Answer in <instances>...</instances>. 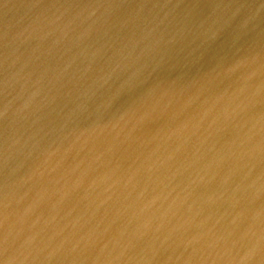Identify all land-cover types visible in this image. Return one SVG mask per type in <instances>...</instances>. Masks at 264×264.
Returning a JSON list of instances; mask_svg holds the SVG:
<instances>
[{
	"label": "water",
	"instance_id": "1",
	"mask_svg": "<svg viewBox=\"0 0 264 264\" xmlns=\"http://www.w3.org/2000/svg\"><path fill=\"white\" fill-rule=\"evenodd\" d=\"M222 42L234 83L208 69ZM125 120L129 148L83 155ZM0 174L21 178L17 204L64 192L53 212L87 236L73 264H264V0H0ZM36 244L0 250L25 263Z\"/></svg>",
	"mask_w": 264,
	"mask_h": 264
},
{
	"label": "bare ground",
	"instance_id": "2",
	"mask_svg": "<svg viewBox=\"0 0 264 264\" xmlns=\"http://www.w3.org/2000/svg\"><path fill=\"white\" fill-rule=\"evenodd\" d=\"M212 43L214 44L215 42L212 41ZM215 49L217 50V53L214 55V60L208 63V69L216 64H223V66H225L228 79L234 83L238 78L239 58L241 53L238 44L222 42L218 44ZM223 53L227 60L233 59V65H226V61L222 55ZM202 68L203 67L201 65L197 69V71ZM225 100L226 99L224 97L223 104L220 109L217 107V105H214L211 107L210 112L212 113L214 110H221L223 112H219V114L223 115ZM160 110L171 111L170 114L174 115H177L180 111L179 108L163 109V107L160 108ZM179 116L169 118L176 119ZM213 117L215 118L211 119L212 121L208 120L205 123L208 128L207 130L209 132L212 130V135L221 130V127L216 128V125L214 124V122L218 120V113H214ZM170 121L173 122L175 120ZM124 122L128 124L122 127H117L115 124H113V122L108 124L107 130H109V132L105 133L102 137H97L91 150H88V152L84 150L83 155L91 159H93L94 157H99L102 160L111 158L113 154L111 151V144H108V142L109 140L113 139L118 140V142L115 144L121 145L120 149L124 150L126 147L129 148L131 146L129 142L132 139V133L131 129L128 128L130 126L128 120H125ZM97 123L99 122L95 121V124ZM125 128L129 129V134L126 133ZM203 138L204 137H202L201 140ZM134 152L135 151L132 150L128 154V157L134 158V156L136 155H131ZM125 154V151H119L117 153H114V156H123ZM74 173L79 174V172H77L76 170H74ZM15 175L16 174H0V240L6 243L26 241L31 243L32 245H35V243H37L36 245H40L42 247L27 249V251L23 252V254L30 255V260L25 263L16 262L13 264H73L75 258H73V254L70 253V250H73V248L71 247L72 242L76 240L77 242L85 243L87 241V236L85 234L78 235L81 230L79 232H74L75 229L74 227H72L76 220L81 224V219H76L77 217L74 215L70 216V218L65 215L63 221H60V219L64 216L62 214H65L66 212H53V207L58 205L59 203H63V200H65L67 196L64 194V192L61 191L47 193L43 188H34L31 191L30 198H41L43 200L41 205L37 204L32 206L31 203L30 206H25L21 203L17 204L16 202L12 201L11 196L19 192L16 188L21 186L19 181L21 180V178ZM83 177L80 175L78 178L84 179ZM56 200H59L58 203L56 205H53V202ZM50 203L52 205L46 207L49 209L42 208V206H46ZM58 219L59 222L57 221ZM82 221L83 223H85V220ZM162 222L163 224L165 223L164 225L166 226L168 219H165ZM154 226H156V224ZM36 229L41 230L35 231ZM221 239L223 238L221 237ZM139 240L144 246L142 234L140 235ZM186 248L187 247L184 246V248L180 249L178 255L180 254L182 256V253ZM216 254L217 255L212 256V260L217 257V259L220 260L219 264H229L222 256L224 254ZM4 256L10 258L9 255H6L3 251L0 250V264H9L3 259ZM245 256L248 260L247 262H244ZM12 257L16 260H19V257L17 255H14ZM159 258L164 264H173L172 261H170V258H164L162 254H159ZM236 261L237 264H252V260H250L246 254L237 257ZM135 264H137V261L135 262Z\"/></svg>",
	"mask_w": 264,
	"mask_h": 264
}]
</instances>
